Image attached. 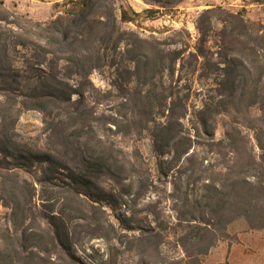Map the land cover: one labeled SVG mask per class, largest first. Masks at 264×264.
Here are the masks:
<instances>
[{"label": "trees", "instance_id": "trees-1", "mask_svg": "<svg viewBox=\"0 0 264 264\" xmlns=\"http://www.w3.org/2000/svg\"><path fill=\"white\" fill-rule=\"evenodd\" d=\"M142 1L63 0L42 22L0 0V264H202L232 223L264 230V24L216 6L170 47L123 25L183 0Z\"/></svg>", "mask_w": 264, "mask_h": 264}, {"label": "rangeland", "instance_id": "rangeland-1", "mask_svg": "<svg viewBox=\"0 0 264 264\" xmlns=\"http://www.w3.org/2000/svg\"><path fill=\"white\" fill-rule=\"evenodd\" d=\"M6 6L12 10H17L21 14L28 15L34 21H47L57 13L55 3H62L63 0H47L45 2L37 0H4ZM128 4L139 13L149 8L142 0H126ZM221 6L230 12H238L245 10L246 17L254 22L264 24V0H183L177 5L176 9L169 13L157 14L155 17H141L133 23L124 24V28L133 29L141 33L142 36L148 38H157L161 40H174L175 45L170 47L181 46L187 43L193 45L198 36L196 29V21L199 14L209 8ZM220 23L216 22V26L220 27ZM186 30V34L180 35L179 32ZM209 46L215 51L216 46L210 43ZM95 86L104 91L109 86V74H101L95 72L91 76ZM205 83L196 80L193 84L194 92L190 104L200 107L203 96L197 93L205 88ZM112 103L106 101L99 109L110 110L107 104ZM192 108V107H191ZM100 110V111H101ZM218 126L216 130V138L220 139L223 135L224 128L221 117L218 118ZM17 131L23 138L36 139L41 135V114L38 111H29L24 113L17 125ZM209 161L214 163L220 160L219 157L210 154ZM171 190V186L160 184L159 187ZM166 211L172 213L171 203H167ZM9 210L0 204V236L6 229ZM228 238L221 240L217 247L212 249L210 253L203 258L202 264H264V230L247 229L245 223L236 221L228 227ZM88 253L95 250L99 251V255L106 251L105 243L102 240H92L84 245ZM169 250V249H168ZM169 253L172 256H181L180 249H171ZM81 255L82 252L79 251ZM97 255V257L99 256ZM126 264H129L128 262Z\"/></svg>", "mask_w": 264, "mask_h": 264}]
</instances>
